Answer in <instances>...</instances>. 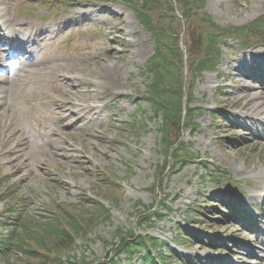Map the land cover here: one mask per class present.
Returning <instances> with one entry per match:
<instances>
[{
	"label": "rangeland",
	"instance_id": "rangeland-1",
	"mask_svg": "<svg viewBox=\"0 0 264 264\" xmlns=\"http://www.w3.org/2000/svg\"><path fill=\"white\" fill-rule=\"evenodd\" d=\"M18 1L11 4L13 15L51 31L31 61L14 64L13 47L6 48L5 72H0V170L18 183L27 213L47 219L55 205L79 203L82 192L98 188V200L112 218L98 225L89 241L77 242L79 256L86 253L89 260L100 259L98 264H147L139 255L131 259L125 253L112 262L117 235L136 228L162 238L166 252L175 250L172 264H264V46L241 51L235 42H225L221 64L198 78L192 105L198 130L184 136L197 158L184 169L164 170L161 194L168 197L171 211L144 231L136 222L144 207L136 205L155 204L153 186L159 185L164 163L158 148L160 122L142 102L148 85L142 71L155 53L154 38L124 3L69 0L72 9L51 15L42 11L40 0ZM29 11L41 15L29 19ZM202 12L222 26L242 27L264 15V0H206ZM9 15L0 6L1 28ZM246 53L256 61L246 60ZM238 63L241 74L234 73ZM247 103L254 111L246 109ZM222 108L220 121L225 123L216 128L213 115ZM135 120L146 128L131 131L126 125ZM231 133L238 144L227 140ZM216 135L226 137L227 145ZM103 169L126 191L110 182ZM107 180L110 187L99 188ZM233 180L248 183L238 191ZM113 196L117 204L107 200ZM228 201L243 220L213 221V215L222 219L219 209ZM5 206L0 200V212ZM194 207L211 214L207 224L197 219ZM251 211L258 218L248 216ZM247 221L254 223L242 224ZM179 227L198 232V239L179 247Z\"/></svg>",
	"mask_w": 264,
	"mask_h": 264
},
{
	"label": "trees",
	"instance_id": "trees-1",
	"mask_svg": "<svg viewBox=\"0 0 264 264\" xmlns=\"http://www.w3.org/2000/svg\"><path fill=\"white\" fill-rule=\"evenodd\" d=\"M123 1L131 2L138 20L156 41L155 54L145 67L148 86L144 100L155 118L161 120L159 152L165 159V167L182 169L188 159L194 158L188 144L182 141L184 128L193 127L192 122L196 120L194 109L185 107V98L188 104L193 102L197 76L216 69L221 63L226 41H235L243 50L264 45V15L242 27L222 26L211 15L202 12L206 6L205 0ZM217 117H214L215 126L219 125ZM131 127L133 131L139 129L138 124ZM230 137L222 139L237 143L234 135ZM218 139L222 140L220 137ZM6 179L0 178V186H10L6 184ZM110 182L101 183L99 188L108 189ZM8 194L7 191H1L0 198L8 197ZM114 197L117 196L111 198ZM115 202L117 204L119 199L116 198ZM162 204L165 209H169L165 201ZM16 206L12 202L10 209L5 208L0 214V228L9 229L6 235L0 233V264L99 262L100 259L89 260L86 253L79 256L77 242L89 241L95 228L111 219L110 211L102 203L83 196L79 205L56 206L51 211L52 217H45L47 219L25 214L15 209ZM149 209L138 210V227L153 226ZM156 216L160 220L164 218L158 213ZM189 236L191 239L196 238L194 233L187 234L182 228L178 229L179 244L190 241ZM117 239L120 242L118 255L121 252L135 255L144 251L142 258L150 264H155L151 249H158L163 244L160 239L140 236L133 229L121 230ZM209 243L215 246L214 242ZM159 255L162 261H166L168 255L162 248Z\"/></svg>",
	"mask_w": 264,
	"mask_h": 264
},
{
	"label": "bare ground",
	"instance_id": "bare-ground-1",
	"mask_svg": "<svg viewBox=\"0 0 264 264\" xmlns=\"http://www.w3.org/2000/svg\"><path fill=\"white\" fill-rule=\"evenodd\" d=\"M12 2L13 3H19L18 0H0V6H4L6 8V13L10 14L9 18L7 19L6 22L2 23L3 28L0 27V32H4V30L6 31V33L4 35L0 34V45L1 44H5L6 47L0 49V72H5V61L4 59L6 58L5 55V50L6 48H12L14 45V42L16 43V46L13 48L16 51V55H22L23 57L28 56L29 58L28 60L30 61L32 59L33 53L31 54L29 52V50L35 49L37 47V43L33 42V39H39L45 36H50L51 31L49 29H42L36 25H28L27 23H25L24 21L20 20L18 16H15L12 14ZM20 23V27H15V25L17 23ZM14 51V52H15ZM245 55H247V57H245L246 60H248L249 62H254L256 60L249 58V56L251 55V53H246ZM11 58H13V60L16 62L17 60V56L13 54H11ZM35 58V57H34ZM44 60V59H42ZM261 63H264L263 61H260ZM43 63H46V61L44 60ZM33 66H38L37 64H33ZM243 65L241 63H238V65L236 66V68L234 69V73L235 74H241L243 69H242ZM43 72V68L42 70H35V75H40ZM11 74V73H10ZM81 106V105H79ZM69 109V108H68ZM246 109L247 110H252L254 111V108L252 106L249 105V103L246 104ZM63 109L60 107L58 109V116H61ZM256 115H260L259 112L256 113Z\"/></svg>",
	"mask_w": 264,
	"mask_h": 264
}]
</instances>
